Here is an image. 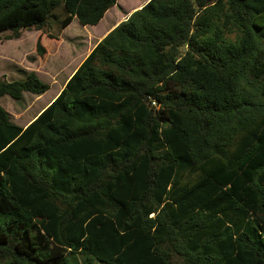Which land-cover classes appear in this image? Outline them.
Masks as SVG:
<instances>
[{
	"label": "trees",
	"instance_id": "trees-1",
	"mask_svg": "<svg viewBox=\"0 0 264 264\" xmlns=\"http://www.w3.org/2000/svg\"><path fill=\"white\" fill-rule=\"evenodd\" d=\"M118 2L0 0V32ZM49 90L0 77V99ZM0 261L264 264V0H150L28 127L0 105Z\"/></svg>",
	"mask_w": 264,
	"mask_h": 264
},
{
	"label": "rangeland",
	"instance_id": "rangeland-1",
	"mask_svg": "<svg viewBox=\"0 0 264 264\" xmlns=\"http://www.w3.org/2000/svg\"><path fill=\"white\" fill-rule=\"evenodd\" d=\"M150 0H119L118 4L109 12L107 18L99 26H82L78 19L62 31L60 22L65 17L63 10H56L53 14L51 28L46 31L36 29L24 30L21 42L7 40L9 32H0V76L5 75L9 81H24L26 73L36 72L39 79L50 86V91L41 96L36 102L38 96L26 93L22 100L14 101L9 96L0 99V105L13 118V121L23 124L27 119L26 108L31 102L35 103V108L28 115L35 114L43 103L52 97L64 83L66 77L73 71L85 52L92 45L93 40H98L102 31L108 25L109 17L118 13L120 17H127L128 14L140 9ZM124 18V19H125ZM123 22V21H122ZM121 22V23H122ZM52 35V36H51ZM7 36V37H6ZM58 38L51 40L48 38ZM37 37L43 40V45L47 48V54L39 57L37 49ZM11 59L7 58V55ZM35 57V63H31L28 57ZM47 71V74L45 71ZM57 71L62 73L58 79L53 74ZM33 103V104H34ZM0 264H5L0 261Z\"/></svg>",
	"mask_w": 264,
	"mask_h": 264
},
{
	"label": "crops",
	"instance_id": "crops-1",
	"mask_svg": "<svg viewBox=\"0 0 264 264\" xmlns=\"http://www.w3.org/2000/svg\"><path fill=\"white\" fill-rule=\"evenodd\" d=\"M112 9H114V7L113 8H111L107 13H106V15H105V17L102 19V21L99 23V25L103 22V20L105 19V18H107L108 17V15H109V12L112 10ZM133 13V12H132ZM132 13H130V14H128L127 15V17L125 18L124 16H126V15H124V16H122V17H120V15L118 14V13H114L111 17H109V20H108V25H107V27H106V29H104L103 31H102V35L99 37V39L98 40H93L92 41V45L90 46V48H88V50L85 52V54H84V56H83V58L80 60V62L77 64V66L73 69V71L66 77V79H65V81H64V83L62 84V86H60L59 87V89H58V91L52 96V97H50L49 99H47L44 103H43V106H41V108L38 110V111H36V113L35 114H31V115H28V113H30L34 108H35V103L34 102H31L29 105H28V107L26 108L27 110H25V111H27L26 113H25V115H27V120L23 123V124H21V123H18V122H14L13 121V118H12V116H11V118H12V122L14 123V124H16L17 126H19V127H21V128H23V129H25L26 127H28L35 119H36V117L42 112V111H44V109H46L55 99H56V97L62 92V90L64 89V87H65V85H66V83L68 82V80L72 77V75L75 73V71L79 68V66L83 63V61L88 57V55L92 52V50L95 48V46L102 40V39H104L114 28H116L122 21L124 22V21H126V19H128V17L132 14ZM125 18V19H124ZM99 25H97V26H99ZM95 27V26H94ZM67 29V28H66ZM24 32V31H23ZM23 33H21V37L19 38V39H13V40H8V41H10V42H13V41H19V42H21L22 41V39H23ZM38 39H39V37H37V41H38ZM42 41V44H43V40H41ZM44 46V45H43ZM45 47V46H44ZM46 48V47H45ZM46 51H47V48H46ZM48 52V51H47ZM47 54V53H46ZM7 55V54H6ZM31 57H33V56H30V57H28V59L29 58H31ZM7 58H9V59H11V56L10 55H7ZM33 58H35V57H33ZM30 61V60H29ZM31 62V61H30ZM31 63H35V62H31ZM47 71L48 70H46L45 71V73L47 74ZM28 73H30V72H28ZM36 73V72H35ZM37 74V73H36ZM62 73H60V71H57L55 74H53V76H54V78H56V79H58V77L61 75ZM2 76H4L6 79H7V77L5 76V75H2ZM2 76H0V77H2ZM37 76H38V74H37ZM39 77V76H38ZM7 81H9L8 79H7ZM9 82H12V81H9ZM50 91V90H49ZM48 91V92H49ZM47 92V93H48ZM26 94V93H25ZM46 94V93H45ZM44 94V95H45ZM43 96V95H42ZM41 97V96H40ZM40 97H38V98H36V102L38 101V99L40 98ZM34 103V104H33ZM7 112V111H6ZM10 114V113H9ZM12 115V114H11Z\"/></svg>",
	"mask_w": 264,
	"mask_h": 264
}]
</instances>
